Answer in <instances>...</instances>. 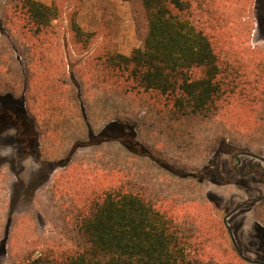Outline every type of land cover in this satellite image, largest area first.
<instances>
[{
    "label": "trees",
    "instance_id": "trees-1",
    "mask_svg": "<svg viewBox=\"0 0 264 264\" xmlns=\"http://www.w3.org/2000/svg\"><path fill=\"white\" fill-rule=\"evenodd\" d=\"M80 1L53 0L46 5L36 0H6L1 7L0 163L9 165L16 176L30 167L48 174L62 162L69 168L81 160L82 148L117 146L115 157H106L116 164L106 173L104 184L89 188L71 223H63L80 247L46 250L19 264H250L238 255L218 216L230 207L231 182L236 177L233 169L232 177H216L224 186L213 181V171L205 172L209 164L204 171L194 168L192 175L182 172L193 184L207 181V188H186L184 196L178 191L170 193L168 209L164 200L159 202L128 180L122 182L115 170L124 147L127 155L137 157L136 146L143 149L137 127L128 119V103L135 104L134 116L142 112L143 118L149 114L161 118L175 137L178 125L184 128L182 134L194 138L235 98L253 106L261 104L264 117V45L252 49L243 43L238 47L234 43L240 42L233 40L229 43L224 28L229 20L240 25L242 18L236 17L239 11L234 7L223 8L218 2L216 7L215 0H124L138 20L141 45L127 56L100 43L85 61V66L91 64L86 74L90 73L93 88L103 91L106 102L111 104L114 95L127 103L118 117L110 105L105 113L108 120L99 129L90 111L86 82H79L75 73L64 78L70 62L53 24L68 3ZM252 26L250 31H254ZM73 33L78 37L77 51L78 46L88 50L100 37L83 34L87 41H81L82 31L76 26ZM81 124L89 125V137L79 139L86 136L80 128L73 142L64 143L63 137L70 136L68 125ZM64 144L70 147L63 149L62 156L45 157L44 145L54 149ZM205 150L209 160L212 150L207 146ZM260 152L264 151L255 153ZM217 191L226 194L220 208L212 195ZM240 194L249 193L241 190ZM249 215L255 228L264 229V198L253 205Z\"/></svg>",
    "mask_w": 264,
    "mask_h": 264
},
{
    "label": "rangeland",
    "instance_id": "rangeland-1",
    "mask_svg": "<svg viewBox=\"0 0 264 264\" xmlns=\"http://www.w3.org/2000/svg\"><path fill=\"white\" fill-rule=\"evenodd\" d=\"M5 1L0 0V16L1 7ZM36 1L44 3L51 1L52 4L53 0ZM215 1L216 7L217 2L223 8L234 7L236 11H239L238 16L235 14L236 17L242 18L240 25H236V22L231 24V20H229V24L224 28L229 43L232 42L231 40L240 42L234 43L238 47L241 43L244 47L246 46L244 44L248 43L247 45L251 48L255 47L257 43H264V34L260 33L264 31V0ZM224 17L226 16L224 15ZM251 23L254 31H250ZM53 24L59 31L60 41L64 43V55L70 62L64 78L69 79L75 73L78 75L79 82H86V95L90 102V111L95 126L99 128L100 124L108 120L105 113L109 111L110 105L117 112H124L127 103L119 101L118 97L113 95V104H109L106 102L107 98L103 91L93 88L94 81H90V73L86 74L91 65H87L89 68L85 66L86 58L91 55L95 45L100 43H106L115 52L130 55L134 49L141 45L138 20L132 14L131 5L124 0H81L79 4L68 3L63 16ZM75 26L82 31L81 41H87V36L83 34L97 33L100 36L98 42L92 44L88 50L78 46L80 49L77 51L74 47V43L78 42L77 34L73 33ZM247 39L248 42H246ZM84 73L85 78H80V74ZM128 106L130 109L128 110V119L136 125L138 143L144 150L136 146V151L140 156L137 157L133 154V156L127 155V148L124 147V152H120L118 155V170L115 171L120 173L122 182L128 180L132 186L144 189L159 202L164 200L163 206L166 209H168L171 200L170 193L174 194L178 191L184 196L186 188L198 187L200 190L207 188V181L193 184L194 182L181 176L182 172L192 174L191 171H195L194 168L204 171L205 165L209 164L205 172L213 171V181H216L218 175L227 179L233 176L231 154L240 150L249 153L264 151V119L250 117L253 110L258 108L257 105L253 106V103L240 105L242 109L239 107L238 110L242 111L225 113V120L234 119L238 115L242 117H239L240 122L237 121V125L232 123L234 128L232 125L229 126L227 121L224 127H229L221 128L223 126L220 124V119H215L206 124L205 129L201 131L202 135L199 132L194 133V138L192 134H182L184 128L178 125L176 126L178 137H175L172 131L164 128V121L161 118L151 114L143 118L145 113L142 112L138 116H134L135 104L128 103ZM119 112L114 113V116H120ZM256 115L260 116V111ZM66 120L67 117H63V121L66 122ZM246 126L249 128H245ZM67 128L70 136L65 139L63 137L64 143L73 142L75 139L73 136L75 133L79 135L80 128L85 131L86 136L79 139L84 140L89 137V125L81 124L80 127L68 125ZM185 136H189L191 139L185 138ZM123 137L126 141L129 140L128 137L126 138V134ZM208 139L212 140L206 144L205 141ZM219 145L222 146L217 151ZM132 146L134 147V144ZM206 146L209 151L212 150L209 160H207ZM67 147L70 146L64 144L51 149L49 145L47 147L44 145L45 157H60L63 154V149L65 150ZM96 147L80 149L78 156H81V160H76L69 168L59 169L52 176H47L46 171L41 172V170L31 167L27 173L21 176L12 173L7 164L1 168L0 264H19L27 258L37 257L50 249L62 251L75 250L80 247L74 234L68 232L63 227V223H71L77 214V206H81L80 199L84 198V194L88 192L89 188L102 186L106 173L110 167L116 164L114 162L110 164L106 160V157L109 159L115 157L117 147L115 144L110 143ZM143 151L145 155H143ZM11 157L12 155L9 156V159ZM145 157L148 158L145 159ZM154 158L159 160V167L163 170L156 166L157 162ZM12 159L14 160V158ZM79 165L82 167L80 168ZM122 165L126 167L124 173L121 172L125 168ZM166 169L167 171H165ZM201 171L198 174H201ZM43 176L46 179L43 180ZM213 187L216 186L213 185ZM257 187L260 192L263 191L262 186ZM240 192L241 190L229 197L236 196L235 200L239 198ZM196 193H200L199 190ZM212 195L217 198L226 197V194L220 191L213 192ZM183 209L182 207L178 208L181 211ZM215 213L217 214V209ZM245 218L246 215H242L235 220H230L229 225L233 227L237 240L243 246L244 254L256 260L259 258L258 253H261L262 246L256 237V231L252 232L250 225L245 224ZM240 225L242 226L237 230L235 227ZM250 235L255 236L256 239Z\"/></svg>",
    "mask_w": 264,
    "mask_h": 264
},
{
    "label": "flooded vegetation",
    "instance_id": "flooded-vegetation-1",
    "mask_svg": "<svg viewBox=\"0 0 264 264\" xmlns=\"http://www.w3.org/2000/svg\"><path fill=\"white\" fill-rule=\"evenodd\" d=\"M221 146L222 145H219L218 147ZM231 158H232V166H233L234 174H236V177L231 183H233L234 187H237L239 190H244L249 194L246 195L242 194L244 195L243 197L244 200L241 199L242 195L240 198V194H239V198L235 200L234 198L236 196H233L231 198L233 200H231L229 204L230 207H228L229 209L226 212L220 211L219 217L223 221L226 230L228 231V234L230 235L231 240L233 241L234 247L238 255L245 261H248V263L250 264H264V230H260V228L254 227L256 231V237L261 243L262 247H261V253L260 254L258 253L259 260L258 259L253 260L247 258V256L244 254V251L241 249V243L240 241L237 240L233 227H230L231 225H229L230 220H235L236 218L242 215H246L247 217L250 214V209L253 207V205H255L264 198V157L259 156L252 152L249 153L247 151L240 150L237 153L231 154ZM154 159L155 162L159 163V160H157L156 158ZM249 160H252L253 162ZM67 164H68L67 162L60 163L59 166L57 165V168L49 172L47 176L54 175L59 169H65ZM2 166L3 165L0 163V170ZM214 182L217 183L219 186H224L223 182H218V181H214ZM257 186H262L263 191L260 192L258 189L259 187ZM217 203H218V206L216 205L217 207L219 208L222 207V205H224L223 198L222 197L218 198ZM246 221L247 218L244 219L245 223ZM241 226L242 225L235 228L238 230Z\"/></svg>",
    "mask_w": 264,
    "mask_h": 264
},
{
    "label": "crops",
    "instance_id": "crops-1",
    "mask_svg": "<svg viewBox=\"0 0 264 264\" xmlns=\"http://www.w3.org/2000/svg\"><path fill=\"white\" fill-rule=\"evenodd\" d=\"M42 3H44V2H42ZM44 4H46V5H51V1H49V2H45ZM244 16V15H243ZM250 26V25H249ZM251 26H252V24H251ZM64 44V43H63ZM248 43H245L244 45H246L245 47H249V45H247ZM262 45H264V43H257V45L255 46V47H253L252 49H254V48H258L259 46H262ZM122 54V53H121ZM124 54V53H123ZM124 55H127L128 56V54H124ZM247 105V102H245L242 98H235L228 106H226V107H224L222 110H221V113H220V115L217 117V119H220V124L223 126V127H221V128H225V127H229V126H231L232 125V128H234L235 126L233 125V124H235V125H237V123L238 122H240L239 121V117H240V115H238V117H234V119H231V120H229V119H227V120H225V113L227 112H232L233 113V111H242V110H238L239 109V107H240V105ZM256 107H258V108H255L254 110H253V112H252V114L250 115V117H252L253 116V118L252 119H256V117L258 118V119H260V120H262V119H264V117L262 116V114L260 115V116H257L256 114H257V112L258 111H260V113H261V110H262V105L261 104H257V106ZM233 108V109H232ZM241 109H242V107H240ZM237 109V110H236ZM247 111V110H246ZM233 115V114H232ZM240 118H242V117H240ZM246 119H247V117H246ZM228 122V125L229 126H225L224 127V125H225V122ZM238 121V122H237ZM249 121V120H248ZM251 122V121H250ZM230 123V124H229ZM233 123V124H232ZM104 123H102V124H100V125H103ZM99 125V126H100ZM245 128H249V126H246ZM234 130V129H233ZM255 154H257V155H259V156H263L264 157V152H260V154H258V153H255ZM190 175V174H189ZM216 187H218L217 185H215ZM239 191V189L238 188H236V190H235V187L233 186V190L229 193L230 195H232V194H234V193H236V192H238ZM220 192H222V193H224L223 191H220ZM241 193V192H240ZM244 197V195H242V198ZM240 198H241V195H240ZM241 198V199H242ZM239 200V199H238ZM216 209L217 208H215V210L214 211H216ZM216 214V213H215ZM219 216V215H218ZM247 221H246V223L245 224H248V225H250V228H251V230H252V232H255V230H254V221H253V219L251 218V215H248L247 217ZM260 230H264L263 228H260ZM256 233V232H255ZM250 237H254L255 239H256V237L255 236H253V235H250ZM259 238V237H258ZM247 258H249V257H247ZM249 259H251V258H249ZM246 262H248V261H246Z\"/></svg>",
    "mask_w": 264,
    "mask_h": 264
},
{
    "label": "clouds",
    "instance_id": "clouds-1",
    "mask_svg": "<svg viewBox=\"0 0 264 264\" xmlns=\"http://www.w3.org/2000/svg\"><path fill=\"white\" fill-rule=\"evenodd\" d=\"M28 159H29V160H31L32 158H31V157H29ZM35 166L38 168L40 165H39V163H38V162H36V163H35Z\"/></svg>",
    "mask_w": 264,
    "mask_h": 264
}]
</instances>
